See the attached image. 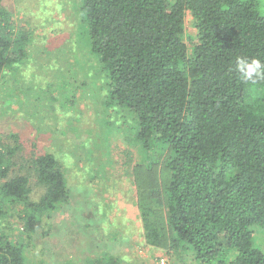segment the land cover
I'll return each mask as SVG.
<instances>
[{
  "label": "trees",
  "instance_id": "obj_1",
  "mask_svg": "<svg viewBox=\"0 0 264 264\" xmlns=\"http://www.w3.org/2000/svg\"><path fill=\"white\" fill-rule=\"evenodd\" d=\"M81 8L111 98L137 119L145 241L166 253L184 247L201 264H264L255 240V228L264 230V79L244 82L235 71L237 57L264 61L258 0H81ZM4 11L0 1V76L28 39ZM19 150L0 144V220L16 210L26 243L0 224V264H28L33 234L69 198L54 153L17 169Z\"/></svg>",
  "mask_w": 264,
  "mask_h": 264
},
{
  "label": "rangeland",
  "instance_id": "obj_2",
  "mask_svg": "<svg viewBox=\"0 0 264 264\" xmlns=\"http://www.w3.org/2000/svg\"><path fill=\"white\" fill-rule=\"evenodd\" d=\"M0 1L16 33L28 37L24 57L0 76V144L20 147L17 169L21 160L54 153L69 189L68 200L29 241L28 264L105 263L111 256L122 264H158L161 257L168 264H201L184 247L166 253L145 241L135 180L137 165L143 166L137 119L110 96L81 0ZM258 3L264 13V0ZM192 25L187 18L189 43ZM31 181L37 200L43 188ZM0 224L26 243L16 210ZM255 240L264 250L263 229L255 228Z\"/></svg>",
  "mask_w": 264,
  "mask_h": 264
},
{
  "label": "clouds",
  "instance_id": "obj_3",
  "mask_svg": "<svg viewBox=\"0 0 264 264\" xmlns=\"http://www.w3.org/2000/svg\"><path fill=\"white\" fill-rule=\"evenodd\" d=\"M235 71L244 82L255 83L264 79V61L258 58L237 57Z\"/></svg>",
  "mask_w": 264,
  "mask_h": 264
},
{
  "label": "built area",
  "instance_id": "obj_4",
  "mask_svg": "<svg viewBox=\"0 0 264 264\" xmlns=\"http://www.w3.org/2000/svg\"><path fill=\"white\" fill-rule=\"evenodd\" d=\"M158 264H168V260H167L165 257H161V258L159 259Z\"/></svg>",
  "mask_w": 264,
  "mask_h": 264
}]
</instances>
